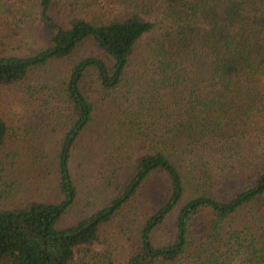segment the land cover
Listing matches in <instances>:
<instances>
[{
  "label": "trees",
  "instance_id": "1",
  "mask_svg": "<svg viewBox=\"0 0 264 264\" xmlns=\"http://www.w3.org/2000/svg\"><path fill=\"white\" fill-rule=\"evenodd\" d=\"M33 3L46 44L14 53L24 34L0 27V86L22 87L18 115L62 136L41 160L50 197L5 204L0 176V264H77L120 213L122 264H264V0ZM6 133L0 116V149ZM154 178L166 197L149 207ZM113 185L60 223L80 194L94 207Z\"/></svg>",
  "mask_w": 264,
  "mask_h": 264
},
{
  "label": "rangeland",
  "instance_id": "2",
  "mask_svg": "<svg viewBox=\"0 0 264 264\" xmlns=\"http://www.w3.org/2000/svg\"><path fill=\"white\" fill-rule=\"evenodd\" d=\"M7 4V9L0 11V27L4 24L14 25L15 30L20 31L21 35L24 34V38L27 40L22 47L13 49L14 53L29 54L39 47H43L46 44L48 38V31L42 24L39 18L38 9L36 8L33 0H4ZM35 1V0H34ZM7 22V23H6ZM25 26V27H24ZM32 37L36 39L34 43L31 42ZM9 49V52H12ZM38 79H33L32 83L37 84ZM22 90L20 86L14 87H1L0 86V116L6 122L7 133L4 139L3 145L0 149V164L5 168V171L0 174L2 183L9 184L12 189L5 190L7 194L2 200L3 203L13 204L21 201H27L34 198L50 197L46 192L52 191V186L48 182V173L44 174L43 169L40 170L42 156H47L50 150L47 147L53 145L56 140L62 136V131L58 130L55 133H49V130L44 129L40 124H35L32 119L26 117H20L18 115L19 103L16 99L18 92ZM49 139L51 143H49ZM45 149V150H44ZM51 154L49 158H51ZM38 160L39 163L34 162ZM73 163V179L78 188H83L82 184L86 182V171L81 169L78 165ZM92 163L85 164V168H90ZM86 170V169H85ZM132 173L130 167H126L122 172L117 174L116 183L118 191L121 190L122 185L126 182L129 175ZM78 175V176H77ZM80 175V176H79ZM89 177V174H88ZM80 179V180H79ZM85 179V180H84ZM78 181V182H76ZM2 184V186H4ZM2 188V187H1ZM112 187L107 188V191L103 190L98 193L97 200H95L94 207L85 200L83 195H79L74 204L68 209V211L61 217L60 223L67 225L80 220L82 217L89 215L95 208L100 207L96 203H101V206L105 205L104 200L109 199ZM161 182L154 178L141 190L140 197L146 198L147 205L153 207L164 201L166 193L162 195ZM52 195V199H55ZM89 203V204H88ZM133 204V203H131ZM124 206L122 214L127 217H134L139 219V211L134 207ZM139 208L142 206L137 205ZM138 208V209H139ZM121 215V213H120ZM116 215L113 222L107 228L110 230L105 238V244L95 242L89 246L87 251L84 248L79 247L80 250L75 249L74 259L77 264H122V255L125 251V242L119 236V226L117 224L122 222L121 216ZM171 223L165 226L164 229L157 232L160 240L161 238H167L169 234Z\"/></svg>",
  "mask_w": 264,
  "mask_h": 264
}]
</instances>
